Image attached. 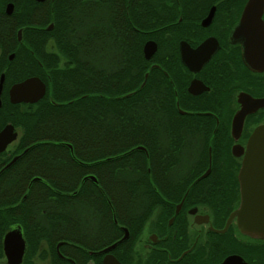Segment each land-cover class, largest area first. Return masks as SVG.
<instances>
[{
	"label": "flooded vegetation",
	"instance_id": "flooded-vegetation-1",
	"mask_svg": "<svg viewBox=\"0 0 264 264\" xmlns=\"http://www.w3.org/2000/svg\"><path fill=\"white\" fill-rule=\"evenodd\" d=\"M66 1L61 0L59 6L57 31L53 0H0V131L11 125L15 134L0 151V264H102L106 253L89 252L110 246L125 231L127 237L108 252L120 264H222L227 259L230 264H264V239L241 233L236 217L227 223L241 199L238 175L247 140L264 124V0H254V69L243 61L240 40L246 38L237 28L248 0H107L106 28L101 33L97 0L91 1L93 35L75 40H110L113 48L120 43L126 51L129 40H142L137 85L148 89L138 105L173 107L180 116L143 120L144 139L149 123H156L153 164L142 168L145 175L136 183L137 190L129 189L131 182L123 190L129 195L125 202H131L133 194L139 195V205L134 204L138 213L119 223L110 198L96 183L110 215L92 214L91 229L77 235L90 248L65 239L66 222L51 214L50 198L34 196V189L47 194L54 187L49 183V170L31 175L17 166L30 159L31 149L6 167L33 139L29 133L19 141L25 117L10 116H28L43 99L57 104L47 94L50 68L40 65L35 47L42 44L49 57L57 52L54 40H72L66 36ZM148 41L155 43V50L146 58L143 47ZM201 45L200 54L188 52ZM182 51L187 52L184 60ZM126 56L131 55H109L106 88L110 93L124 92L130 82L127 76L115 73L129 70V63H121ZM65 60L60 56L57 65L64 68ZM32 77L44 84L43 96L36 102H12V87ZM98 85L96 74L94 92ZM30 90L25 96H30ZM126 93L111 99H123L129 96ZM243 95L254 99V110L238 123L234 115L243 107ZM94 106L97 108V101ZM66 150L70 162H76L72 151ZM83 177L80 169L68 167V175L59 176L54 185L73 188L83 183ZM110 192L114 195V187ZM115 227L120 236L108 242L114 239ZM121 243L117 249L120 259L115 249ZM81 251L90 256L88 260L81 257Z\"/></svg>",
	"mask_w": 264,
	"mask_h": 264
},
{
	"label": "trees",
	"instance_id": "trees-1",
	"mask_svg": "<svg viewBox=\"0 0 264 264\" xmlns=\"http://www.w3.org/2000/svg\"><path fill=\"white\" fill-rule=\"evenodd\" d=\"M91 1H66L65 12L68 17L65 23L66 36L72 40H54L57 52L49 54V57L45 54L42 44L38 43L35 47V56L40 65L50 68L47 94H50L52 101L57 104L43 99L35 104L34 110L28 116L25 114L10 116V119L16 116L18 120L25 117L19 141L31 133L33 139L27 143L35 144L27 154L30 159L22 160L17 166L31 171V175L34 173L42 175L46 170L51 173L49 183L54 188H48L47 194L43 189H34V196L49 197L51 214L62 217L66 222L64 238L88 248L90 247L86 243L77 239V235L80 231L91 229L92 214L110 215L102 195L97 190L96 184L89 180L78 183L73 188H58L54 183L59 181V176L68 175V167L80 169L83 176L93 174L98 186L110 198L117 221L125 222L127 215L138 213L134 204L139 205V195L133 194L131 198L134 199L125 202L129 200V195L123 193V190L127 189L129 186L127 184L130 182L133 184L129 189L137 190L136 183L143 180L145 175L142 168L153 164L152 158L156 150L157 129L154 126L156 123L154 121L153 124L149 123L151 127L146 129L148 138L144 139V118L180 116L173 107H139L138 103L143 100V92L148 89L146 87L139 89L137 85L141 79L139 54L142 40H129L128 51L120 43L113 48L110 40H75L79 36L93 35L95 23L92 21L91 12L94 3ZM61 4V0H53L52 3L57 31ZM107 4V0H97V4L95 3L98 12L97 27L100 33L106 28ZM80 15L83 17L82 20H79ZM123 52H129L131 55L121 61L130 64L129 70L117 69L115 73L127 76L130 82L124 92L117 89L114 93H110L106 88L110 70L109 55L123 54ZM60 56L66 58L64 68L57 65ZM115 63L117 64V61ZM37 68L36 75L39 74ZM96 74L99 77V85L97 92H94L92 83ZM131 90L133 93L123 99H111L112 96L122 95ZM94 101H97V108L94 106ZM63 143L71 145L77 163L70 162L66 150L68 148ZM138 145L146 147L148 156L139 150L119 156ZM114 156L119 157L104 161ZM79 162L95 163L86 166ZM151 175L154 176V173ZM146 179L153 180L150 177ZM111 187L115 189L114 195L110 192ZM74 191L76 193L71 194ZM119 236L120 232L115 227L114 239L107 240L112 242ZM123 244H119L115 251ZM118 252L117 250L116 255L121 259ZM81 257L88 260L90 256L81 251ZM62 263L68 264L63 261Z\"/></svg>",
	"mask_w": 264,
	"mask_h": 264
},
{
	"label": "water",
	"instance_id": "water-1",
	"mask_svg": "<svg viewBox=\"0 0 264 264\" xmlns=\"http://www.w3.org/2000/svg\"><path fill=\"white\" fill-rule=\"evenodd\" d=\"M254 0H248L243 8V12L241 14V18L239 21L238 29L242 32L243 36L246 40H240L242 50H243V61L244 63L254 69ZM261 42L262 40H258ZM204 45H201L195 51H191L188 49V52L194 54L195 52H200L199 50H203ZM155 50V43L153 41H148L145 43L143 47L144 55L146 58H149ZM183 53V60L186 56V53ZM200 54V53H199ZM206 57L201 60V62L205 61ZM143 84L140 86L142 87ZM30 90V96H25L27 94V90ZM45 86L44 84L37 78L32 77L25 80L22 83H19L12 87L10 90V97L12 102L16 101H25V102H36L38 101L44 94ZM130 95V94H127ZM242 97V105L243 107L234 115L235 121L241 123L244 115L247 112L254 110V99L243 95ZM19 97V98H17ZM240 125V124H239ZM15 134L12 131L11 125H6L0 131V151L5 148V146L13 140ZM35 144H32L22 153L15 156L7 165L9 167L14 161H16L21 155H23L28 149H31ZM70 152L72 151V147L68 143H63ZM245 154L243 156L241 169L239 171L238 179L240 181V191H241V199L238 208L232 212L227 220V223L232 217H236V223L238 230L247 235H254V237L264 239V124L258 126L249 136L245 148ZM135 150H145L143 146L138 145L135 146L125 153L119 155H127ZM119 156L108 157L105 160H111L117 158ZM82 165H92L93 163H82ZM207 172H205L201 177L205 176ZM38 180V178H34ZM85 180H90L97 183L96 178L93 175H85L82 178V182ZM73 194V193H71ZM108 204L109 201L107 200ZM111 208V206H110ZM112 211V208H111ZM113 213V211H112ZM125 231V229H123ZM5 237H8L6 235ZM127 237V232L125 231L123 237H121L118 241L114 242L110 246L105 247L98 252H89L90 255L103 254L104 258L102 260V264H120L116 258L108 253L112 250L119 242L123 241ZM21 238V237H20ZM227 262L222 264H230V260L227 259Z\"/></svg>",
	"mask_w": 264,
	"mask_h": 264
}]
</instances>
